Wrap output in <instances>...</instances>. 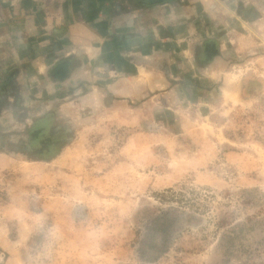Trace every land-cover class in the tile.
I'll return each mask as SVG.
<instances>
[{"label": "rangeland", "instance_id": "374dc122", "mask_svg": "<svg viewBox=\"0 0 264 264\" xmlns=\"http://www.w3.org/2000/svg\"><path fill=\"white\" fill-rule=\"evenodd\" d=\"M248 1L182 61L63 91L0 79V264H264V0Z\"/></svg>", "mask_w": 264, "mask_h": 264}, {"label": "crops", "instance_id": "0c3cea01", "mask_svg": "<svg viewBox=\"0 0 264 264\" xmlns=\"http://www.w3.org/2000/svg\"><path fill=\"white\" fill-rule=\"evenodd\" d=\"M250 8L248 0H0V79L16 71L63 91L97 68L129 76L160 52L182 61L204 22L214 38L211 30L239 25ZM56 75L66 79L54 83Z\"/></svg>", "mask_w": 264, "mask_h": 264}, {"label": "trees", "instance_id": "16d2710c", "mask_svg": "<svg viewBox=\"0 0 264 264\" xmlns=\"http://www.w3.org/2000/svg\"><path fill=\"white\" fill-rule=\"evenodd\" d=\"M152 1H154V0H152ZM158 1L162 2V0H158Z\"/></svg>", "mask_w": 264, "mask_h": 264}]
</instances>
